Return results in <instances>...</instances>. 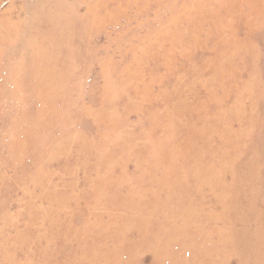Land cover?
<instances>
[{"label":"rangeland","instance_id":"374dc122","mask_svg":"<svg viewBox=\"0 0 264 264\" xmlns=\"http://www.w3.org/2000/svg\"><path fill=\"white\" fill-rule=\"evenodd\" d=\"M0 264H264V0H0Z\"/></svg>","mask_w":264,"mask_h":264}]
</instances>
